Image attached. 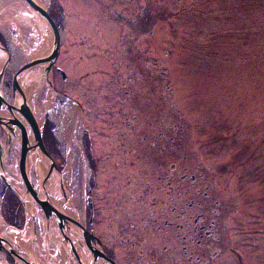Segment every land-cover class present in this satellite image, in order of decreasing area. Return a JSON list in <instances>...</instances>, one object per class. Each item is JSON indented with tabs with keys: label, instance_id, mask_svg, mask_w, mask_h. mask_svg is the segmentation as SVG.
<instances>
[{
	"label": "rangeland",
	"instance_id": "rangeland-1",
	"mask_svg": "<svg viewBox=\"0 0 264 264\" xmlns=\"http://www.w3.org/2000/svg\"><path fill=\"white\" fill-rule=\"evenodd\" d=\"M18 1L10 0L4 9L0 8V13L7 16L0 18V34L6 38L12 56L2 87L10 105L16 75L25 64L37 59L28 57L27 48L36 50L41 31L48 27L32 25V20L37 23V19H43L22 0ZM66 1L72 39L68 38L55 63L65 77L55 68L51 74L39 66L24 71H33V81L38 83L33 105L43 117L49 111L44 136L56 167L61 170L51 179L61 175L66 186L70 183L73 192H69H76V206L80 207L81 183L86 188L94 176L81 141L83 131L89 130L94 137L95 131L108 129V116L129 114L124 107L145 93L149 121L156 124L157 118L164 117L167 124L179 122L187 126L189 138L182 140L178 160L167 158L160 167L158 160L142 164L145 168L147 164L148 168L154 165L153 171H137L139 166L133 159L134 164L128 167L132 176L149 182L155 179L153 174L161 171L160 182H172L170 168L175 163L174 175L180 182H190L191 176L197 182H212V203L226 215L231 238L228 264H264V0H131V9L127 10L123 3L119 4L117 14L122 15L119 28H112L113 34L118 41L124 27L133 29L126 37V45L140 60L149 62V70L141 80L135 75L125 80L122 74H115L116 59L109 55L115 62L107 64L112 66L108 74H103L102 69L88 74L78 72L81 67L83 72L92 67L82 66L85 61L75 58L79 45L73 35L94 36L93 47L97 46L103 58L108 51L124 50V44L121 42L120 48L118 43L114 47L98 42L100 35L109 33L111 23L106 22L105 10L96 0ZM145 16L148 24L143 29ZM143 35L146 38L139 43ZM140 47L144 54L138 53ZM48 51L49 54L51 48ZM131 60L135 61V56ZM76 64L80 65L78 70L72 67ZM136 65L141 67L140 63ZM131 78L133 85L126 87ZM50 86L56 91L55 98L48 95ZM132 90L133 95L129 96ZM62 93L70 94L83 106L84 120L76 111L78 106L66 101ZM52 98L53 107L47 109ZM170 116L174 119L170 120ZM113 139L108 141L112 143ZM148 153L152 160L161 157L151 148ZM98 155L102 168L97 178L105 182L110 163H102V159L114 154L101 149ZM16 159L12 166L17 165ZM143 160L148 161L145 157ZM15 217L21 226V211ZM100 218L108 225L107 211L100 212ZM96 230L100 232L99 228Z\"/></svg>",
	"mask_w": 264,
	"mask_h": 264
},
{
	"label": "flooded vegetation",
	"instance_id": "flooded-vegetation-1",
	"mask_svg": "<svg viewBox=\"0 0 264 264\" xmlns=\"http://www.w3.org/2000/svg\"><path fill=\"white\" fill-rule=\"evenodd\" d=\"M44 1L47 3L49 17L56 26L61 28L62 47H64L68 38L72 39L68 32L71 21L68 3L66 0ZM96 1L105 10L108 19L106 22L111 23L108 27L109 33L100 35L102 39L98 42L101 45L109 43L114 47L118 43L120 48H122L121 42H123L124 50L108 51L103 58L97 50V46L93 47V44L96 43L94 36L73 35V38L76 39L75 44L79 45L75 58L85 61L81 64L82 66L86 64L92 68L83 72L82 67L80 68L78 64L72 67L77 70L80 68L78 72L83 74L94 73L96 69H102L103 74H108L112 66H107V64L110 65L111 62L114 65L115 60L113 62L112 59H116L115 74H122L125 80L133 75L138 76L137 80H141L149 70V62L144 59V62L140 60L141 57L136 53L134 55L126 45L128 44L126 37L132 33L133 29L127 30L124 27L122 35L120 33L118 35V41L117 35L113 34L114 30L112 29L114 26L119 28L120 25L118 19L122 13L117 14L118 5L123 3L126 7L125 10L131 9L132 1ZM2 2V9H4L9 2H4V0ZM2 17H5V14L0 16V18ZM143 20L144 29L148 24V18L145 16ZM142 30L138 31L142 32ZM125 32L126 34H124ZM1 36L3 35L1 34ZM145 38L146 35H143L138 42L142 43ZM95 51L98 52L95 53ZM138 53L144 54L142 47ZM134 56L137 61L131 60ZM137 63L141 64L140 68L136 65ZM54 68L56 73L60 72L61 68L56 64L53 66ZM133 82V78L129 79L126 87L133 85ZM133 91L129 96L133 95ZM140 95L139 99L131 101L128 108L124 107L125 111L128 109L129 114L113 116L114 118L108 116V120L105 121V128L108 129L95 131L94 137L90 136L92 134L89 130L83 131L88 135L87 144L84 145L86 153L87 148L89 154L97 161L101 149L114 154L111 157L103 156L102 159V163H110L108 164L109 174L108 177H105L107 179L104 180L105 182H101L97 176L93 190H89L88 193H85V183H81L82 203L77 208L85 229L93 231L99 239L100 248L110 259L111 264H228L231 238L228 234L226 215L221 207L220 209L216 208L212 203L210 192L212 182H197L192 176L190 182H180L178 175H174L175 163L170 168L172 182H160L161 171L153 174L155 179L149 180V182L146 180L143 182L142 179L138 180L132 176L133 173L128 167L132 166L134 162L139 166V169L136 170L143 171L148 168V164L146 168L145 164L142 167L144 162L153 163L158 160L156 164L160 167L162 164L164 165L167 158L178 160L181 158L180 150L183 147L181 142L185 138H189L187 126H182L179 122L167 124L164 117L161 119L156 117V124H152L148 117L151 115L147 112L145 105V93ZM103 98L106 103V96ZM79 105L84 113L83 106L80 103ZM177 116L180 117L179 114ZM173 119L174 117L170 116V120ZM109 139L114 141L110 143ZM1 142L2 134L0 135ZM45 142L47 143V140ZM106 147H108L107 150ZM149 148L158 152L161 157L155 156L152 160V156H149L151 154L148 153ZM143 157L148 161H144ZM150 166L148 169L153 171L155 166ZM184 176L186 179L187 175ZM6 193H9L7 207H2V213L11 224H18L15 217L18 212L17 210L15 213L12 211L14 208L12 202H17V200L14 194L6 190L0 182V199L3 200V203L5 199L2 196ZM216 203L220 205L218 201ZM19 208L22 211V207L17 206L18 210ZM104 211L108 212V225L103 224L100 218V212ZM96 228H99L100 232Z\"/></svg>",
	"mask_w": 264,
	"mask_h": 264
},
{
	"label": "water",
	"instance_id": "water-1",
	"mask_svg": "<svg viewBox=\"0 0 264 264\" xmlns=\"http://www.w3.org/2000/svg\"><path fill=\"white\" fill-rule=\"evenodd\" d=\"M27 1L42 18H44L50 23L54 39H53V45L51 47V51L46 57L34 60L28 66H25L23 69H21L20 72L16 75L15 88H14L15 89L14 96L16 100L15 106L8 105L2 96L1 79L4 74V69L9 63V59H8V55L6 54L5 50L0 44V50L3 51L7 57L5 66L3 70L0 72V125L4 133L8 137L9 141L11 140V137L9 136L10 133L15 134L16 130L20 131L21 133L22 149H21V160H20V173L24 181V185L26 187V195H23L20 191L16 190L9 183L4 172L0 174V177L10 188L13 189V191L19 197L24 207L25 213H26L27 222L31 221V226H32L31 234L29 235L30 248H28L30 253H28L26 249L21 247V245L19 246L20 248L19 250H16V249L14 250L8 244L6 240L2 239L0 235V254L2 250L6 251V253L12 258V260L16 262V264H40V259L38 257L39 256L38 255L39 244H38V234H37V215L33 212V210L30 207L27 206V200H29L37 209L41 210L43 213L44 226H45L44 241H45V249L47 250L48 253H49L48 251L49 246L47 242V236L51 234L52 231H54L53 227H57V228H60L62 232V236L66 243L65 253H66L68 261H70L72 264H96L99 260V257H101V259L104 261V264H106L108 260L94 246L96 245V243H98L97 240L94 238V236L86 232L82 227L78 225L77 222H75L74 220L66 216L58 208H55L51 204L49 200L50 197H49V192L47 188L48 187L47 181H48L49 176H51L55 172L59 174L61 173L56 167L52 158L48 155L47 151L44 148V145L41 139V129L37 125L26 100L23 99L22 101H17V98H16L17 92H20L18 88V81H19L18 78L20 74L22 72L24 73L25 70H29L31 68H34L40 65H44L45 71L49 73L59 53L58 31L52 24L46 12L40 6H38L32 0H27ZM20 95L24 97V94H22L21 92H20ZM6 112H9L10 115L5 114ZM22 120L24 122H22ZM25 124H27V126L30 127L33 131V144H31V142L28 139ZM8 131H10V133ZM42 156L49 163V174H48L49 176L45 177L43 180L40 179V186H39L40 191L37 192L33 188V185L31 183L30 171H31V167L35 166L34 168L36 172L39 173V177H40L41 172L39 171V169L37 168V164L34 163L33 160H36L38 162V160ZM31 162H32V165H31ZM29 163H30V166H29ZM58 177H60V175H58ZM59 182H61V179H59ZM0 220L2 224H4L7 228L9 227L1 216H0ZM74 229L81 230L85 238V241L87 242L88 249L90 252V258L88 261L85 260L83 257L85 255V252H84L85 249L83 245L79 242V239L77 238L80 248H81V254L77 251L74 243L71 240L72 232L74 231ZM55 245H56L57 250L61 252L59 244L57 243ZM24 256H28V257H24Z\"/></svg>",
	"mask_w": 264,
	"mask_h": 264
},
{
	"label": "bare ground",
	"instance_id": "bare-ground-1",
	"mask_svg": "<svg viewBox=\"0 0 264 264\" xmlns=\"http://www.w3.org/2000/svg\"><path fill=\"white\" fill-rule=\"evenodd\" d=\"M3 1V0H1ZM36 3L37 1L39 2V0H34ZM4 2H9V0H4ZM3 5V2H1V7ZM38 18V17H37ZM37 19V23H34V20L31 21V24L34 26H40V28H44L47 27V24L45 22H43L42 20ZM34 23V24H33ZM35 27V28H36ZM38 35V34H37ZM34 38H36L34 36ZM53 44V39H52V34L50 33V30L48 29H43V31H41L40 34V38H39V42H38V48L36 50H32L30 48H27L29 50V52H27V55L30 59H35V58H41L43 56H45L48 53V50H50L51 46ZM5 61V56L2 54V52L0 53V69L3 66V62ZM19 80V91L24 94V97H22L20 95V92H17L16 98L17 101H22L23 99H25L29 105V107L31 108L33 117L37 123V125L42 127V120L43 117L41 116V112L35 108V106L33 105V99L34 96L37 92V87H38V83H36L33 77V71H26L24 72L21 76H19L18 78ZM51 101L48 102V106H51ZM76 111L78 112V110L76 109ZM27 133L29 134L28 138H30L33 141V137H32V133L31 130L28 128L27 126ZM20 136V134H19ZM39 163V166H37L38 169H40V172L42 173L40 175V179L43 180L44 177L46 176L47 172H48V164L46 162H44V159H41L40 162H36V164ZM14 172H17L16 169H14ZM43 182V181H42ZM58 179L56 177H53L52 179H50V182H48V187L50 192H51V196L49 198L51 204L55 207L60 209L61 211L65 212L66 214L74 217V218H78L79 217V210L76 206V192L75 195H73L71 192L72 191V186L70 183H67V187H68V194L66 195V199L63 198L62 196V187L60 186V183H58ZM73 192V191H72ZM27 206L30 207L31 209H33V205H31L29 203V200H27ZM40 214H42V212H40ZM4 230V226L2 225V222L0 220V235L2 237V239L6 240L8 242V244L15 250V247L13 245L14 243H20L27 251L28 253V246L30 244V237L27 235L31 234V230H32V226L29 225L28 229H27V233L25 232L22 235H18L15 237V239H13L10 235H8L7 233H5L3 231ZM61 248L64 247V251L66 250V243L65 241L61 240ZM87 252V251H86ZM85 252V253H86ZM66 255V253H65ZM24 257H28V256H24ZM67 257V256H66ZM42 264V263H40ZM65 264H72L70 261H66Z\"/></svg>",
	"mask_w": 264,
	"mask_h": 264
}]
</instances>
